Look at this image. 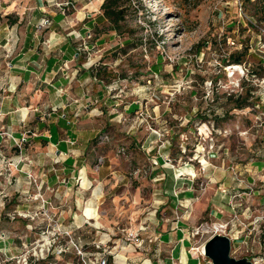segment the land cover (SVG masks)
I'll list each match as a JSON object with an SVG mask.
<instances>
[{
	"label": "rangeland",
	"instance_id": "1",
	"mask_svg": "<svg viewBox=\"0 0 264 264\" xmlns=\"http://www.w3.org/2000/svg\"><path fill=\"white\" fill-rule=\"evenodd\" d=\"M122 4L120 45L103 51L89 69L110 96H118L119 107H138L121 117L118 129L99 133L95 143L102 146L120 135L127 147L130 136L147 133L160 146L172 144L171 156L182 150L179 161L203 168L206 177L211 165L219 166L223 179L214 184L205 178L201 193L211 187L212 199L222 185L225 194L234 192L232 208L197 220L193 248L213 235L214 225L227 224L231 256L264 264V0ZM242 49L247 50L243 63H227L231 52ZM5 139L0 143V264H109L122 255L112 245L118 241L135 249L134 264L161 260L144 237L138 247L126 240L130 233L148 232L138 231L148 225L150 213L143 155L124 147L123 186L108 189L90 181L81 191L75 184L72 191L55 193L44 188L43 165L33 146ZM95 189L100 197L93 206L88 201ZM86 208L94 220L86 219ZM75 213L87 227L75 226L70 218ZM109 232L111 237L104 235Z\"/></svg>",
	"mask_w": 264,
	"mask_h": 264
},
{
	"label": "crops",
	"instance_id": "2",
	"mask_svg": "<svg viewBox=\"0 0 264 264\" xmlns=\"http://www.w3.org/2000/svg\"><path fill=\"white\" fill-rule=\"evenodd\" d=\"M67 2L71 7L64 5ZM103 2L0 0V143H7L4 133L10 136L11 145L25 138L43 165L40 170L45 190L55 193L72 191L75 184L81 191V185L89 187L90 181L108 189L124 185L119 175L122 158L117 154L125 147L123 138L111 135L108 143L96 144L99 133L114 125L118 129L121 117L138 107L133 103L119 107L118 96H110L87 64L109 47L120 45L118 35L102 16ZM74 35L85 41V50H79ZM130 139L125 150L140 153L148 161L150 213L148 225L141 230L148 232L139 237L161 254V260L153 264H210L193 252L191 233L204 214L215 217L231 211L234 192L225 194L220 185L212 199L207 197L211 187L201 193L205 178L214 184L223 179L220 167L211 165L206 177L205 170L179 161L182 150L171 156L173 145L169 142L160 146L147 133L133 134ZM98 158H103V163L96 170ZM138 167L134 168V177ZM99 197L100 190L95 189L88 203L94 206ZM84 216L95 219L88 208ZM70 218L77 227L88 225L76 213ZM112 245L120 248L122 255L109 264L135 263L134 248L123 241Z\"/></svg>",
	"mask_w": 264,
	"mask_h": 264
},
{
	"label": "water",
	"instance_id": "3",
	"mask_svg": "<svg viewBox=\"0 0 264 264\" xmlns=\"http://www.w3.org/2000/svg\"><path fill=\"white\" fill-rule=\"evenodd\" d=\"M200 247L202 257L210 264H253L247 258L231 256V238L227 235L213 234Z\"/></svg>",
	"mask_w": 264,
	"mask_h": 264
},
{
	"label": "trees",
	"instance_id": "4",
	"mask_svg": "<svg viewBox=\"0 0 264 264\" xmlns=\"http://www.w3.org/2000/svg\"><path fill=\"white\" fill-rule=\"evenodd\" d=\"M125 0H104L100 10L102 16L111 24L110 29L115 31L117 35L121 34L122 26L120 22L124 21V8L122 3ZM247 50L242 49L240 51L231 52L227 58V63L241 64L245 61ZM259 75V74H258ZM238 109L244 107V105H238Z\"/></svg>",
	"mask_w": 264,
	"mask_h": 264
},
{
	"label": "built area",
	"instance_id": "5",
	"mask_svg": "<svg viewBox=\"0 0 264 264\" xmlns=\"http://www.w3.org/2000/svg\"><path fill=\"white\" fill-rule=\"evenodd\" d=\"M64 5L66 7H71V4L69 2L65 3ZM55 7H59L60 8L61 7V4H55ZM89 38H90V36L88 35L87 36V39H89ZM74 39H76L78 41V43H79V45H78L79 50H85L86 49L85 41L79 35H74ZM87 64L89 65V67H91V65H92V63L90 61H88ZM4 135H5L6 138H10V136L7 133H4ZM105 140H106V137H103V138L100 139L101 142H104ZM24 143H25V138H22V139H20L18 141H15L14 144L19 147L20 145H22ZM117 154L118 155H124L125 154L124 148H119L117 150ZM102 163H103V158H98L97 163H96V168L98 169L101 166ZM167 163H170V161L167 160ZM201 169H203V168H201ZM234 221L235 220L233 219L232 222H234ZM217 226H218V228L213 231V234H223L224 235V233L226 232V229H227V224H217ZM198 229L199 228H196L191 233V236L192 237H194L195 235H197ZM141 230L142 229H140L138 231H141ZM126 240L129 241V242L130 241L134 242L133 244L135 246H137V247L140 246V245H142V243H143V240L139 237L138 232L128 234V237H127ZM74 247H75V249H77L76 246H74ZM198 248H200V247H198ZM198 248H194V249L196 250ZM199 255H201V254H199ZM101 264H105V262H103Z\"/></svg>",
	"mask_w": 264,
	"mask_h": 264
},
{
	"label": "bare ground",
	"instance_id": "6",
	"mask_svg": "<svg viewBox=\"0 0 264 264\" xmlns=\"http://www.w3.org/2000/svg\"><path fill=\"white\" fill-rule=\"evenodd\" d=\"M218 228V226H213V229L215 230V229H217ZM205 230V229H204ZM205 232V231H204ZM201 248V247H200ZM200 248H198V249H196L198 252H199V254H201V249ZM194 252V251H193Z\"/></svg>",
	"mask_w": 264,
	"mask_h": 264
}]
</instances>
